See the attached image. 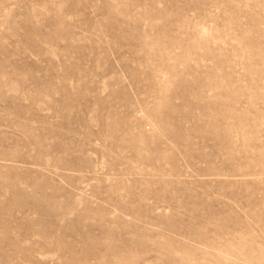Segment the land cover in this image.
Returning a JSON list of instances; mask_svg holds the SVG:
<instances>
[{
	"label": "rangeland",
	"instance_id": "374dc122",
	"mask_svg": "<svg viewBox=\"0 0 264 264\" xmlns=\"http://www.w3.org/2000/svg\"><path fill=\"white\" fill-rule=\"evenodd\" d=\"M0 264H264V0H0Z\"/></svg>",
	"mask_w": 264,
	"mask_h": 264
}]
</instances>
